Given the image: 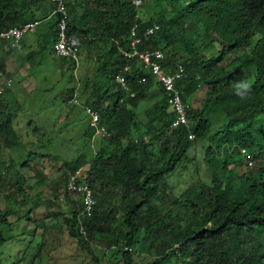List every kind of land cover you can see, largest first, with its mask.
Masks as SVG:
<instances>
[{
	"label": "trees",
	"instance_id": "obj_1",
	"mask_svg": "<svg viewBox=\"0 0 264 264\" xmlns=\"http://www.w3.org/2000/svg\"><path fill=\"white\" fill-rule=\"evenodd\" d=\"M45 2L46 0H23V3L18 5L12 0H0V31L39 21L33 19L35 12H39L42 19L45 18L48 12ZM73 3L82 9V13L67 22L66 37L78 39L79 51L83 49L88 56H94L90 90V95L94 96V107L88 106L80 99L79 90L72 89L68 100L75 95L78 101H83V106L95 110L99 123L107 129L110 137L105 141L106 148L102 147L94 152L89 160L77 158L67 169V176L83 169L82 180L92 190L96 203L88 217L77 221V211L72 209L70 220L64 222L68 228V236L75 238L80 251L91 255V250L85 243L88 240L103 250L113 248L120 251L122 264H133L131 246L140 228L134 222L137 220L135 211L152 202L154 186L149 182L153 178L170 173L185 154L190 146L186 139L187 134L191 133L194 141H204L210 128L208 118L218 111L222 112L227 120L222 132H228L229 126L235 130L230 140L229 135L225 138L228 143L245 145L244 142L250 140V135L245 130L257 122L262 128L264 0H155L153 16L145 20L141 17L142 9L138 19L134 20L136 12L128 0H75ZM65 6L67 12L72 14L73 5L68 3ZM134 21L140 33L151 25L158 27L152 35L142 38L137 48L139 52L161 51L164 56L161 66L166 73L172 71L176 63L183 66L187 79L177 84L182 93V100L188 104L190 96L198 89L204 92L205 98L200 111L191 113L188 110V130L168 129L173 115L166 111L164 96L145 112L146 133L151 139H160L161 142L157 151L162 150L166 155L169 154V148L166 146L169 144L174 150L158 168L147 171L144 169V160L137 156L133 146L129 143L123 147L121 145L122 140L128 138L132 126L133 115L126 107H135L137 98L149 88L151 80L144 74L145 71L140 65L125 60L119 52L128 50V29ZM187 24L194 29L186 31L184 27ZM254 35L257 39L253 41ZM38 37L40 49H50L56 38L55 19L52 26ZM240 47H244L246 54L223 66L222 60L237 53ZM214 48H217L215 55L202 53ZM60 62L68 71L73 68V64L66 59H60ZM125 66H129L127 72L122 71ZM251 68L256 71L257 77L252 83L251 92L241 99L235 94L233 87L242 81L239 79L240 70ZM0 71L2 73L1 68ZM117 74L123 75L128 83V93L134 94L133 98L117 89L113 80ZM233 76L237 77L235 81ZM138 77H145L146 83L138 84ZM9 117L10 115L5 116V119L0 121V129L7 125ZM240 124L243 125L242 130L237 129ZM87 131L90 139L91 131L88 128ZM101 140L104 142V139ZM252 141L250 140V143L254 148ZM140 143L143 147L141 153L144 155L147 145L142 141ZM257 151L256 148L252 149L253 158ZM151 152L153 150L147 149L145 155ZM155 153L160 155L159 152ZM233 153H237V149H234ZM228 160L232 161L233 158L229 156ZM22 165L25 166L24 163ZM258 172L240 178L242 183L235 188L230 186L229 176L225 178L226 183L213 177L211 186L206 191L201 186L205 192L198 194L196 202L203 214L186 228L176 231L165 229L162 219L153 214L152 209L156 208L148 206L147 211L151 216L146 220L140 218V226L145 233L153 237L150 248L155 252V259L151 264H165L170 260H179V264H264V182L257 178ZM118 186L123 189L131 187V196L132 192L140 193L137 203L131 202V208L123 215V222L128 231L122 235L121 246H117L116 240L99 236V216L95 209L100 202L94 194L95 190L103 198V194ZM64 194L71 196L65 192ZM184 211L185 208L183 214ZM206 224L209 226L206 227ZM76 225L84 229L86 239L77 231L74 232L73 227ZM5 242L0 236V248ZM92 261L96 262L95 258H92Z\"/></svg>",
	"mask_w": 264,
	"mask_h": 264
},
{
	"label": "rangeland",
	"instance_id": "obj_2",
	"mask_svg": "<svg viewBox=\"0 0 264 264\" xmlns=\"http://www.w3.org/2000/svg\"><path fill=\"white\" fill-rule=\"evenodd\" d=\"M12 1L18 5L23 3V0ZM154 2L143 0V20L153 16ZM33 19L41 23L35 34L24 37L15 47L0 43L3 73L0 77V121L10 115L7 125L0 129V218H4L0 219V236L6 241L2 245L4 248H0V264H122L120 251L113 248L103 250L88 240L85 243L91 255L80 251L75 238L68 236L64 222L70 220L72 209L79 210L77 197L67 196L63 191L67 169L77 158L89 160L94 152L106 148L107 143V140L88 139L87 119L80 108L83 101L94 107V96L90 95L94 56H88L81 49L77 65L71 71L66 70L59 58L50 55L48 47L40 49L38 43L39 34L52 26L54 19H42L39 12L33 14ZM184 29L188 31L194 27L187 24ZM256 37L253 36V41ZM215 50L217 48L202 53L215 55ZM245 54L244 47H240L237 53L222 60V65H228L234 58ZM240 71V80L255 81L257 74L253 68ZM236 79L233 76V80ZM149 83V88L137 98L135 107H126L133 115L132 126L128 138L121 143L122 147L126 143L133 146L137 156L144 160L145 171L158 168L170 153H174L171 144L166 145L169 154L157 151L160 139H151L145 131V112L162 96L153 81ZM72 89L79 90L83 100L81 106L68 104ZM203 93L198 89L190 96L188 106L191 113L202 108ZM208 119L210 128L206 139L191 142L170 173L149 182L154 186L152 202L135 211L137 220L134 222L140 228L131 246L133 264H151L155 259V252L150 248L153 237L140 226V218L146 220L151 216L148 206L156 208L152 209L153 214L162 219L165 229L176 231L188 227L203 214L196 198L211 186L213 177L226 183L225 178L229 176L230 186L235 188L242 183L240 178L259 171L257 178L264 182V123L262 128L257 122L245 130L258 150L253 158L251 151L254 148L250 140L247 139L245 145L227 142L225 138L229 135L230 140L235 130L229 126L228 132H222L223 125L227 124L222 112L212 113ZM237 129L242 130L243 125ZM139 140L147 145L145 154L147 149L153 152L143 155ZM234 149L237 153H233ZM229 156L232 161L228 160ZM83 172L79 169L77 175L83 176ZM130 191L131 187L123 189L118 186L103 194L102 198L94 190L100 202L95 209L100 224L98 234L101 238L116 240L117 246L123 244L122 235L128 231L123 215L131 208V202L137 203L140 199L139 192H132L131 196ZM73 230L86 239L84 229L76 225ZM178 262L170 260L165 264Z\"/></svg>",
	"mask_w": 264,
	"mask_h": 264
},
{
	"label": "built area",
	"instance_id": "obj_3",
	"mask_svg": "<svg viewBox=\"0 0 264 264\" xmlns=\"http://www.w3.org/2000/svg\"><path fill=\"white\" fill-rule=\"evenodd\" d=\"M48 8V17L55 19L56 24V38L55 42L50 46V54L59 59H66L70 61L75 67L79 59L78 39L66 37V24L68 22V13L66 11L64 0H46ZM129 5L136 12L134 20L138 19L139 10L142 5V0H128ZM39 21L27 22L17 27H11L0 31V42L5 43L9 47H15L26 35L35 33ZM158 27L151 25L144 29L142 33L139 32L136 21H134L128 29V50H120V55L127 61L136 60L141 64L142 68L147 71L155 84L161 90L167 105V112L173 115L169 125V130L183 128L188 130L189 122L187 119L188 105L181 100V93L177 84L187 79V75L181 65H176L174 69L166 73L161 66L163 54L159 50L142 51L137 50L141 44L143 37L152 35ZM123 72L128 71V66L123 67ZM2 73L0 71V77ZM138 84H144L146 79L144 77L137 78ZM114 82L124 92H128L127 82L122 74L114 76ZM133 97L132 94L129 95ZM68 104L73 106H81L75 95L68 100ZM81 104V105H80ZM87 119V128L91 131L92 139H108L110 134L107 129L99 123V116L97 112L90 107H80ZM189 142L194 140L193 135L188 133L186 136ZM76 171L74 174L67 176L63 191L71 196H76L79 203V210L77 211V220L83 217H88L95 206V199L92 190L86 183L81 180L82 175L78 176ZM129 251V249H128Z\"/></svg>",
	"mask_w": 264,
	"mask_h": 264
},
{
	"label": "clouds",
	"instance_id": "obj_4",
	"mask_svg": "<svg viewBox=\"0 0 264 264\" xmlns=\"http://www.w3.org/2000/svg\"><path fill=\"white\" fill-rule=\"evenodd\" d=\"M143 1V0H142ZM46 3V5H47V8H49V5H48V3H47V1L45 2ZM142 5H143V2H142ZM142 5H141V7H142ZM140 10H141V8H140ZM140 10H139V12H140ZM40 22V21H39ZM36 31H37V28H36ZM36 31H35V33H36ZM140 32V31H139ZM34 33V34H35ZM33 35V34H32ZM26 36H30V35H26ZM25 36V37H26ZM50 51V50H49ZM120 52V51H119ZM163 54V53H162ZM79 56H80V51H79ZM163 58H164V56H163ZM130 62H136L138 65H140L141 66V64H139L136 60H134V61H130ZM161 63H162V61H161ZM176 65H180V64H175L174 65V67L176 66ZM174 67H173V69H174ZM183 67V66H182ZM128 69H129V66H128ZM141 69H143L142 68V66H141ZM172 69V70H173ZM184 69V68H183ZM143 71H145L146 72V74L149 76V78L153 81V79L151 78V76L147 73V71L145 70V69H143ZM127 72V71H126ZM171 72V71H170ZM184 72H185V70H184ZM187 75V74H186ZM145 78V77H144ZM146 79V78H145ZM114 80V79H113ZM181 82H183V81H181ZM115 83V82H114ZM146 83V82H145ZM144 83V84H145ZM180 83V82H179ZM115 85H116V87H117V89L118 90H120V91H122L119 87H118V85L115 83ZM141 85V84H140ZM143 85V84H142ZM153 85H155V86H157L156 84H155V82L153 81ZM127 87H128V83H127ZM158 87V86H157ZM178 87V86H177ZM159 88V87H158ZM179 89V88H178ZM160 90V89H159ZM234 90H235V94L238 96V97H240L241 99H243V98H245L246 97V95H248L250 92H251V90H252V82L251 81H248V80H242V81H240V82H238V83H236L235 85H234ZM179 91H180V89H179ZM123 92V91H122ZM128 92H129V88H128ZM124 93L126 96H128L129 98H133L134 97V94H132L133 95V97H130L129 95L131 94V93ZM160 92H161V90H160ZM180 93H181V91H180ZM161 95L163 96V94H162V92H161ZM180 95H182V93L180 94ZM181 100H182V98H181ZM183 101V100H182ZM184 102V101H183ZM185 103V102H184ZM165 104H166V102H165ZM187 104V103H186ZM188 105V104H187ZM188 110H189V106H188ZM166 111H167V105H166ZM169 113V112H168ZM187 113H188V111H187ZM169 128V127H168ZM189 129V128H188ZM185 130V129H184ZM187 139V138H186ZM194 141V140H193ZM192 141V142H193ZM189 142V141H188ZM191 143V142H190ZM174 248V247H173ZM176 249V248H175Z\"/></svg>",
	"mask_w": 264,
	"mask_h": 264
},
{
	"label": "crops",
	"instance_id": "obj_5",
	"mask_svg": "<svg viewBox=\"0 0 264 264\" xmlns=\"http://www.w3.org/2000/svg\"><path fill=\"white\" fill-rule=\"evenodd\" d=\"M65 1V4H68L69 3V5H73V11H72V14H69L68 12V16H69V20H68V22L70 21V19H72V17H73V19H76V16H80L81 15V13H82V9L80 8V7H78V5H75L76 3H73V1H75V0H64ZM80 1V0H79ZM64 4V5H65ZM65 8H66V6H65ZM69 8H71V6H69ZM47 10H48V8H47ZM66 11H67V9H66ZM80 12V13H79ZM75 16V17H74ZM46 18L47 19H51V18H49L48 17V12H47V15H46ZM54 21H52V23H53ZM40 25H41V23L39 22L38 23V26H37V28L38 27H40ZM44 29V28H43ZM51 55V54H50ZM52 56V55H51ZM53 57V56H52ZM46 67V66H45ZM4 247L2 246V249H3ZM34 259H37V256H35L34 257ZM48 259V262H49V258H47Z\"/></svg>",
	"mask_w": 264,
	"mask_h": 264
}]
</instances>
